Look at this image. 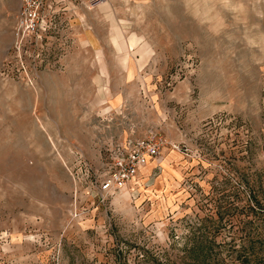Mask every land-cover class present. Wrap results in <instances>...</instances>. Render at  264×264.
<instances>
[{
  "label": "rangeland",
  "instance_id": "1",
  "mask_svg": "<svg viewBox=\"0 0 264 264\" xmlns=\"http://www.w3.org/2000/svg\"><path fill=\"white\" fill-rule=\"evenodd\" d=\"M0 264H264V0H0Z\"/></svg>",
  "mask_w": 264,
  "mask_h": 264
},
{
  "label": "built area",
  "instance_id": "2",
  "mask_svg": "<svg viewBox=\"0 0 264 264\" xmlns=\"http://www.w3.org/2000/svg\"><path fill=\"white\" fill-rule=\"evenodd\" d=\"M25 8L23 7L24 10ZM22 13L26 16L32 15L29 9ZM161 144L160 136L156 132L128 137L118 142L109 169L96 183L101 197L123 188L147 160L161 156Z\"/></svg>",
  "mask_w": 264,
  "mask_h": 264
},
{
  "label": "bare ground",
  "instance_id": "3",
  "mask_svg": "<svg viewBox=\"0 0 264 264\" xmlns=\"http://www.w3.org/2000/svg\"><path fill=\"white\" fill-rule=\"evenodd\" d=\"M149 163L150 162H147V163L143 164L142 166H140V170L145 172L149 167ZM122 190L125 191L124 188H122Z\"/></svg>",
  "mask_w": 264,
  "mask_h": 264
}]
</instances>
